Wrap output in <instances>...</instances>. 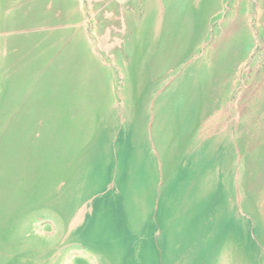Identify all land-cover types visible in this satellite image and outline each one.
I'll return each mask as SVG.
<instances>
[{
  "label": "rangeland",
  "instance_id": "1",
  "mask_svg": "<svg viewBox=\"0 0 264 264\" xmlns=\"http://www.w3.org/2000/svg\"><path fill=\"white\" fill-rule=\"evenodd\" d=\"M161 5L162 0H0V85L33 71L30 91L0 110V264H143L150 242V264H199L226 238L232 247L225 264H264V206L251 192L263 174L264 147L247 151L251 133L236 129L256 121L264 129L263 117L249 115L248 82L264 68V0H192L179 54L187 55L199 26L212 16L207 42L196 55L214 59L231 38H239V61L248 52L243 67L228 73L222 68L236 83H225L216 71L210 97L192 84L181 100L174 82L177 75L183 79L184 69L174 56L168 53L155 80L142 89V76L133 71L143 11L160 15L154 20L159 32L167 25ZM93 54L102 69L106 106L97 111L85 101L59 110L62 105L52 99L57 84L70 75L85 80H79L71 57ZM40 85L47 89L45 112L38 109L44 100ZM177 106L181 114L175 117ZM19 115L28 121L17 141H10ZM163 124H170V133H176L173 126L189 127L178 138V151L165 142ZM69 137L72 149L65 153L62 144ZM16 142L13 153L8 147ZM52 146L59 154L53 155ZM14 194L19 199L9 200ZM96 198L97 209L87 212ZM118 218L134 239L128 259L110 234Z\"/></svg>",
  "mask_w": 264,
  "mask_h": 264
},
{
  "label": "bare ground",
  "instance_id": "2",
  "mask_svg": "<svg viewBox=\"0 0 264 264\" xmlns=\"http://www.w3.org/2000/svg\"><path fill=\"white\" fill-rule=\"evenodd\" d=\"M202 1L206 2L208 0H202ZM191 2L192 0H162V5L160 7L161 10L165 12V17L167 18L168 26L165 25L163 30L159 32H158L159 29L157 28L156 23H154V20L158 18L160 15L157 17L156 15H158V13L155 12L151 13L149 11H146V9H144L143 20H142L143 22L141 21L136 34L141 39L140 48L137 51V54L139 55L138 62L134 61L132 63L133 71L135 72L138 71L142 76L140 78V81L137 83L139 89H142L147 82H153L155 80L158 74L157 73L158 68L161 62L163 61V59L168 55V53L174 56L175 57L174 62H176V64L180 65V67L184 69L183 79L180 80V78L177 75L174 82L176 88L179 90V93L176 95L177 96L176 98L180 100L188 96L189 92L187 91V87L190 88L192 84L195 85L197 84V86L200 85L203 89V91H201L202 95H204L205 98L210 97V92L213 89V86L211 85L214 83V81H216V79L214 78V73H216V71H220L222 74L223 73L222 68H223L224 70L227 71V73L230 71L234 72L238 68V66L241 67L244 66L243 56L248 51L242 55L241 57L242 59L241 61H239L240 59L238 57L239 38L235 42H233V39L231 38L225 45H223L222 43V46H224L223 50L219 55H216L214 59L204 58V56L200 58L199 56L196 55L198 51L203 47V44L207 42L205 40L207 39V37L206 34H204V32L205 29L210 27V22L214 20V16H212L206 24L201 23V25L199 26L198 33L192 39L190 51H188V53L184 52L187 53V55L179 54L180 51H178L176 47L181 39L180 33L183 32L184 29L188 28L187 15L191 11L190 8ZM141 29L143 30L142 32ZM237 30L238 29L234 25L232 27L233 34ZM157 33L160 35L162 34L161 35L162 40H159L157 39V37H155ZM208 49H210V46H208ZM246 50L247 49H245L244 51ZM95 55L96 54L91 55L90 56L91 59L89 58L86 59L87 56L85 55L82 58H80L81 56L80 57L73 56L74 58L71 57L72 60H70L69 62H72V66H74V68L76 69L75 71H77L78 73L79 80L83 76L85 77V80L78 82L73 78V75H70L66 77V83L57 84V87L53 89L54 93H52V97L54 98L52 99H54V101L62 105V107L59 110L61 109L63 110V107L65 108V106H67L66 108L69 109L75 106L78 107V104L80 102L82 103L85 101L94 104L95 107H97V111H101L106 106V103L108 102V97L106 94L105 95L103 94L104 84L100 79V74L102 72V69L100 68V66H98L95 63L94 61L96 58ZM84 59L86 60V62L84 61ZM30 72L32 73L33 71L30 70L23 71L21 76H16L12 80H10L12 83L5 82L4 84L0 85V90L3 91L2 93H0V110L9 106V102L11 101H15L16 103L19 100H21L23 98L21 96L23 95L24 90L30 91L33 83L31 78L32 75ZM69 74L70 73H68V75ZM222 77L225 78L223 74ZM249 79L250 80H248V82L252 84L250 88V90L252 91L250 95L252 102L249 105V109H250L249 115H255L258 117L261 116L264 118V104L262 103V101L264 100V68L258 71L257 76H255V78L249 76ZM224 80L225 83H229V82L236 83V80L234 79L230 80L228 78H225ZM252 86L254 87L256 86L257 89H259V92L258 93L254 92V87ZM81 89H84L85 93H81ZM40 90L44 92V100L43 102L41 101V103L38 104L39 105L38 109L40 111L45 112V108H46L45 100H47L45 92L47 91V89L44 85L43 86L40 85ZM226 92L227 94H229V91H227V89H225V93H224L225 95ZM1 94H3V96H1ZM84 96H88L90 101L83 99ZM81 99L83 100L79 101ZM149 99L153 101V99L151 98ZM214 106H215V102L211 104V106L207 109V111H211ZM177 107L179 108V106ZM179 114H181L180 108L176 110L174 116L177 117ZM27 121H28V117L26 115H24V117L23 115H19L17 117L14 125L15 126L14 130H12L11 132L12 134L10 141L15 140V138L17 141V137L20 136L19 133H23V131L20 130V127L21 126L23 127ZM203 122L204 120L203 121L201 120V124ZM250 124L246 126V122H242L236 126V129L238 128L237 133H251V135L248 134V137L250 141L254 143L252 145L254 146V148L250 147L249 145L250 141L247 142L246 147H247V151L249 152L254 150L255 147L262 146V144H263L262 147H264V133L262 132L264 129L262 130L259 129L257 121L254 124L250 122ZM159 129H161L162 133L165 134L164 140L165 142H167L168 147L172 150V152H176L178 151L179 148L178 145L180 144L178 138L182 137L184 133H188L189 127L187 125H180L175 127L173 126L172 129H175L177 134L169 132L171 130L170 124H163L159 127ZM201 129L204 130V125ZM258 133H263V135H260ZM17 143L18 142H16V148L15 146L10 145L8 149H10L11 152L15 153L16 149L18 150ZM226 148L228 149L227 146ZM54 149L55 148L52 146L51 150L53 151V153H54ZM71 149H72L71 137H69L66 138V141L63 142L62 150H64L65 153L66 152L68 153L70 152ZM57 154L59 153L55 152L53 155L55 156ZM32 157L33 156L31 154V156H29V160L27 164L25 165L29 164V162L32 160ZM261 167L262 169H260V171L263 173L262 177L258 176L253 184V187L251 188V192L253 191V196L256 197L255 199L259 207L264 206V204H262L264 200L260 199L261 197L264 198V163L262 164ZM35 168L37 169L36 165ZM223 171L226 172V168H224ZM38 174L41 175V173L39 172ZM10 197L12 198H10L9 200L19 199V196L17 194L11 195ZM98 200L99 198L92 199L90 201V203L88 204L87 212H92L97 209L99 204ZM110 228H111L110 234L117 239L120 247L126 250V259H128L135 245L133 236L126 227V224L120 218L116 219L115 222L112 223ZM229 242H230L229 238L220 241L218 248L216 249L214 248L213 252L209 254L210 257L201 258L199 264H225L226 255H228L226 254V252L228 251V248L232 247V246H228ZM151 244H152L151 242L148 243L145 250H143L144 251L142 255L143 264H150L152 260L150 259L152 255L148 256V252H149L148 250L152 249ZM240 252L242 253V251L240 250L238 253H236V255L240 256L241 255ZM126 262L129 263V260H126ZM233 262L234 264H248L245 260H241L239 262L238 261L235 262L233 260ZM180 263L182 262H175V264H180ZM109 264H111V261Z\"/></svg>",
  "mask_w": 264,
  "mask_h": 264
}]
</instances>
